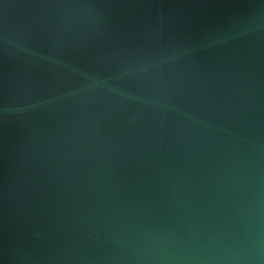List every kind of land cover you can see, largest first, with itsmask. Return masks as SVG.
<instances>
[{
  "label": "water",
  "instance_id": "obj_1",
  "mask_svg": "<svg viewBox=\"0 0 264 264\" xmlns=\"http://www.w3.org/2000/svg\"><path fill=\"white\" fill-rule=\"evenodd\" d=\"M0 264H264V0H0Z\"/></svg>",
  "mask_w": 264,
  "mask_h": 264
}]
</instances>
